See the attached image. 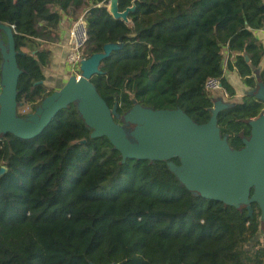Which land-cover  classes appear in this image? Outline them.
<instances>
[{"label": "trees", "instance_id": "obj_1", "mask_svg": "<svg viewBox=\"0 0 264 264\" xmlns=\"http://www.w3.org/2000/svg\"><path fill=\"white\" fill-rule=\"evenodd\" d=\"M133 1L119 0L120 11ZM109 3L0 0V23L16 32L22 106H40L63 87L49 85L55 50L41 47L79 14L89 33L83 57L123 46L91 80L111 109L118 104L122 122L136 105L209 122L219 100L205 89L209 78L221 79L229 99L240 95L225 78V49L229 71L251 86L260 69L264 84V44L255 34L264 28V0H136L129 24L113 18ZM1 65L0 52V85ZM263 110L244 94L219 113L233 149L243 148ZM91 133L72 104L34 139L0 137V264H264V240L246 249L262 228L257 204L249 217L196 196L166 162L122 163L107 138Z\"/></svg>", "mask_w": 264, "mask_h": 264}, {"label": "water", "instance_id": "obj_2", "mask_svg": "<svg viewBox=\"0 0 264 264\" xmlns=\"http://www.w3.org/2000/svg\"><path fill=\"white\" fill-rule=\"evenodd\" d=\"M135 1L123 12L119 9V0H110L107 8L115 20L129 24V15L136 8ZM0 33L7 38L6 44L0 43L1 138L12 134L23 140L34 139L60 111L76 104L80 118L92 130L90 138H107L114 150L120 152L122 163L129 159L166 162L179 182L196 196L237 210L246 209L249 217L254 212L253 204H257L264 228V110L249 122L250 137L243 140L241 149H233L228 139L222 137L218 115L230 103L220 99L205 124L196 123L182 109L154 110L136 105L122 117L124 125L130 128L128 132L118 123L121 119L118 104L111 109L91 81L101 74L102 61L123 47L108 44L104 52L82 60L81 78L71 76L61 89L43 99L34 114L21 117L18 85L23 70L17 59L15 28L0 23ZM245 57L249 62L248 56ZM248 95L264 105V84L259 83ZM4 172L2 168L1 174Z\"/></svg>", "mask_w": 264, "mask_h": 264}, {"label": "rangeland", "instance_id": "obj_3", "mask_svg": "<svg viewBox=\"0 0 264 264\" xmlns=\"http://www.w3.org/2000/svg\"><path fill=\"white\" fill-rule=\"evenodd\" d=\"M83 15L84 14H79V18L82 17ZM72 25H73L72 21L70 19H67L61 25V28L59 27L58 30L53 33V35H52L53 41L43 42L41 48L44 50L45 49H52V48L56 47L57 45H59L62 41V36L65 38V35L67 34V32H69ZM56 35H58V37ZM260 38H261L260 41L264 44V35H262ZM1 42H4V44L7 43V38L5 35H0V43ZM24 50H26V49H24ZM84 51H85V49H84ZM60 64L64 66L65 71L70 66L69 62H67V59H64V60L61 59ZM45 71L47 74V78L50 79L49 85H51V87H54L53 84H56V82H53V78L55 76H58V74H57L58 71L53 70L52 66H48ZM66 73L68 74L67 71H66ZM68 76H69V74H68ZM227 80L238 91V93L240 94L239 98L229 99L226 95H224L223 91L213 92L210 94L213 97L218 98L220 100H223L226 103L241 102V100L243 98L241 96H244V93L247 92L248 85H246V83L242 80V78L238 75V73L236 71H229L228 70V79ZM0 94H1V88H0ZM38 107H39V103L38 104L37 103L32 104V105H25V106L21 105L18 109V112H19V115H21L22 117H27L30 114H34ZM118 123L125 126L124 122H122L121 119L118 120ZM125 128L128 132L130 131L129 127L125 126ZM263 240H264V228H261V230H260L259 234L256 236V238H254L250 243L247 244L246 249L251 251V252H254L256 249V243L262 242Z\"/></svg>", "mask_w": 264, "mask_h": 264}, {"label": "built area", "instance_id": "obj_4", "mask_svg": "<svg viewBox=\"0 0 264 264\" xmlns=\"http://www.w3.org/2000/svg\"><path fill=\"white\" fill-rule=\"evenodd\" d=\"M259 32H263L264 34V28L259 30ZM257 38L261 40L258 36ZM88 40V23L85 19V16L83 15L77 21L73 22V25L69 31V54L66 59L70 66L66 71L70 77L76 76L79 79L82 76L81 62L82 60L86 59L83 57V51L88 43ZM224 55L225 78L228 79L227 60L229 57V52L227 49L224 50ZM251 86L256 88V83L251 84ZM205 89L209 93L223 91L221 79L217 77L209 78L205 83ZM225 95L228 97L227 93H225Z\"/></svg>", "mask_w": 264, "mask_h": 264}, {"label": "crops", "instance_id": "obj_5", "mask_svg": "<svg viewBox=\"0 0 264 264\" xmlns=\"http://www.w3.org/2000/svg\"><path fill=\"white\" fill-rule=\"evenodd\" d=\"M255 34L259 38L262 35H264L263 32H259V31L256 32ZM52 49L55 50L54 51L55 52L54 58H55V61L57 63V65H53L52 68H53V70L58 71V73H57L58 76H55L53 78V82H56V84H53V86L58 87L61 84L64 85L66 83V80L68 79V77L70 78V76H68V74L66 73L64 66L60 64L61 59L62 60L66 59L68 54H69V32H67V34L65 35V38L62 36L61 43ZM234 98H239V95L234 97Z\"/></svg>", "mask_w": 264, "mask_h": 264}, {"label": "flooded vegetation", "instance_id": "obj_6", "mask_svg": "<svg viewBox=\"0 0 264 264\" xmlns=\"http://www.w3.org/2000/svg\"><path fill=\"white\" fill-rule=\"evenodd\" d=\"M257 73H260V69H258V70H255L254 71V74H253V78H254V80L256 81V87L258 86V84L260 83V82H257ZM252 89H255V88H253V86H248V89H247V92L249 93V92H251V90ZM247 92H245L244 94L245 95H248V93ZM241 97H243V96H241ZM130 129V128H129ZM244 140V139H243Z\"/></svg>", "mask_w": 264, "mask_h": 264}]
</instances>
